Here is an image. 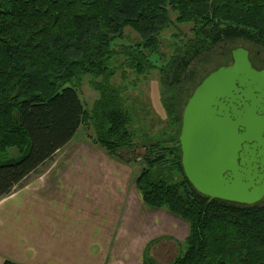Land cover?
Instances as JSON below:
<instances>
[{
  "label": "trees",
  "instance_id": "trees-1",
  "mask_svg": "<svg viewBox=\"0 0 264 264\" xmlns=\"http://www.w3.org/2000/svg\"><path fill=\"white\" fill-rule=\"evenodd\" d=\"M126 30L136 38H125ZM124 40L130 44L117 46ZM237 48L264 68V0H0V200L83 126L122 161L142 150L135 186L143 202L189 226L172 264H264V198L252 205L210 199L190 185L180 160L188 98ZM219 58L227 65L201 74ZM152 72L166 121L162 133L138 137L121 95L133 85L130 74L138 81ZM85 75L98 95L90 110L77 91Z\"/></svg>",
  "mask_w": 264,
  "mask_h": 264
},
{
  "label": "crops",
  "instance_id": "crops-1",
  "mask_svg": "<svg viewBox=\"0 0 264 264\" xmlns=\"http://www.w3.org/2000/svg\"><path fill=\"white\" fill-rule=\"evenodd\" d=\"M76 133L0 200V264H172L154 250L188 224L143 202L136 163Z\"/></svg>",
  "mask_w": 264,
  "mask_h": 264
},
{
  "label": "water",
  "instance_id": "water-1",
  "mask_svg": "<svg viewBox=\"0 0 264 264\" xmlns=\"http://www.w3.org/2000/svg\"><path fill=\"white\" fill-rule=\"evenodd\" d=\"M188 98L178 142L183 173L198 193L252 205L264 198V70L237 48Z\"/></svg>",
  "mask_w": 264,
  "mask_h": 264
},
{
  "label": "rangeland",
  "instance_id": "rangeland-1",
  "mask_svg": "<svg viewBox=\"0 0 264 264\" xmlns=\"http://www.w3.org/2000/svg\"><path fill=\"white\" fill-rule=\"evenodd\" d=\"M180 30L183 33L187 32L186 26H180ZM173 31L174 30L170 28L164 34L165 36H163V40H165L168 45H171L175 41V38L170 37L169 35V33ZM124 32H125V38H128L130 40H134L136 38V35L132 33L130 30H126ZM125 41L126 40H124L123 42L118 41L116 42V44L117 46L125 45L127 43L130 44L129 40L126 41L127 43H125ZM150 60L155 66H159L160 63H158L157 58L151 57ZM124 61L125 60L123 59V57L117 58V64H121ZM227 63H226V59L219 58L218 60L217 59L212 60L210 63L202 67L204 72L201 74H205V73L208 74L219 66L227 65ZM255 67L259 70L260 69L264 70L263 67L258 68L259 66L257 65L254 66V68ZM119 71H121V73H125L126 75H128L130 72L128 68H123V69H120ZM130 76H131L130 81H132V78H133V82H132L133 85L128 90L122 92L121 96H122L124 103L130 110V112L133 114L132 115L133 116V129L136 130L135 135L140 137V135L143 133L148 134V136L156 132L162 133L163 132L162 128L164 127L166 116H164L161 110V106L158 103L159 93L157 92L160 90V87L158 86V74L156 72H152L148 77L144 79L141 78L138 81L134 80L133 73L130 74ZM90 79H91L90 75L83 76L81 83H80V87L77 90L78 97L83 107L85 108V110H90L93 107L94 101L98 98L97 93L93 91L90 87V84H89ZM126 81L129 82V80H126ZM117 82L119 83V85H122L123 83L120 77H116L114 83H117ZM190 91H193L192 88L190 89ZM78 133H79V136H87L88 138L90 135L92 136L91 131L87 127H83V126H81L78 129V132L76 133V137H78ZM141 154H142V150L140 149L139 146H137V150H134L132 152V155L130 154V156H127L125 154L124 157L133 160L130 162L136 163V166L140 169L141 164H139L136 161V156H140ZM11 155H15V153H12ZM53 159L54 157L51 160ZM160 244H162V246L156 248L154 250V254L156 255L160 253V251H163V253L165 254L166 250L168 249L169 252H167L168 253L167 259L170 258L169 260H171V262L175 259V257L179 253H181L179 250L180 245L176 244L175 242H172L166 239L164 243H160Z\"/></svg>",
  "mask_w": 264,
  "mask_h": 264
}]
</instances>
